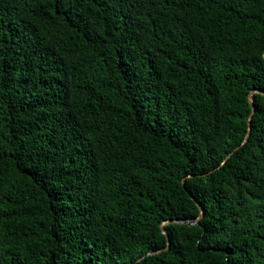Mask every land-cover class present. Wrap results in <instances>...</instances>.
<instances>
[{
    "label": "trees",
    "instance_id": "trees-1",
    "mask_svg": "<svg viewBox=\"0 0 264 264\" xmlns=\"http://www.w3.org/2000/svg\"><path fill=\"white\" fill-rule=\"evenodd\" d=\"M252 89L264 0H0V264H264Z\"/></svg>",
    "mask_w": 264,
    "mask_h": 264
},
{
    "label": "water",
    "instance_id": "water-1",
    "mask_svg": "<svg viewBox=\"0 0 264 264\" xmlns=\"http://www.w3.org/2000/svg\"><path fill=\"white\" fill-rule=\"evenodd\" d=\"M255 91H260V92L264 93V91H262V90L252 89L251 92H250V101H251V102L254 101L253 94H254ZM253 112H254V109H253V111H252V113H251V115H250V117H249V120H248L249 125L251 124V117H252V115H253ZM249 130H250V127H249ZM248 135H249V133L247 134L245 140L248 138ZM184 184H185V181H184ZM191 196H192V198H195L193 195H191ZM198 205L201 207V210H202V212H203V207H202V205H201L199 202H198ZM198 219H199V217H198L197 220L194 221L193 223H198ZM174 221H176V222H185V220H182V219H176V220H174ZM167 222H168V220H166V221H164V222L162 223V231H163V233H165V234H167L166 229H165V224H166ZM159 251H160V250H159Z\"/></svg>",
    "mask_w": 264,
    "mask_h": 264
}]
</instances>
